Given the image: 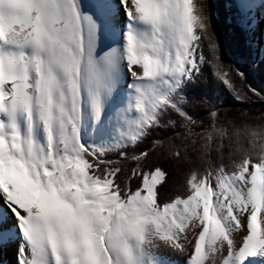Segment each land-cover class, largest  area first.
I'll return each mask as SVG.
<instances>
[{
  "label": "snow or ice",
  "instance_id": "snow-or-ice-1",
  "mask_svg": "<svg viewBox=\"0 0 264 264\" xmlns=\"http://www.w3.org/2000/svg\"><path fill=\"white\" fill-rule=\"evenodd\" d=\"M213 9L0 0V264H264V43Z\"/></svg>",
  "mask_w": 264,
  "mask_h": 264
},
{
  "label": "trees",
  "instance_id": "trees-1",
  "mask_svg": "<svg viewBox=\"0 0 264 264\" xmlns=\"http://www.w3.org/2000/svg\"><path fill=\"white\" fill-rule=\"evenodd\" d=\"M211 2L214 5L213 11L216 13V15H214V28L221 48L231 53L244 52L246 55L240 57V59H245L246 63L250 64L252 55L248 54L245 38L224 20L220 5L224 4L225 0H211ZM248 70L251 73L250 79H252L254 83L259 84L261 81H264V62L257 63L255 68H249ZM203 87H211V85L206 84L203 85Z\"/></svg>",
  "mask_w": 264,
  "mask_h": 264
},
{
  "label": "rangeland",
  "instance_id": "rangeland-1",
  "mask_svg": "<svg viewBox=\"0 0 264 264\" xmlns=\"http://www.w3.org/2000/svg\"><path fill=\"white\" fill-rule=\"evenodd\" d=\"M254 40L256 41L258 46L255 49V56L253 57V55H252L251 63H256L257 60L260 58L259 44L264 43V37H262V35L260 33H257L256 36L254 37ZM253 58L255 61H253Z\"/></svg>",
  "mask_w": 264,
  "mask_h": 264
},
{
  "label": "bare ground",
  "instance_id": "bare-ground-1",
  "mask_svg": "<svg viewBox=\"0 0 264 264\" xmlns=\"http://www.w3.org/2000/svg\"><path fill=\"white\" fill-rule=\"evenodd\" d=\"M260 34H261V33H260ZM261 35H262V37H264V34H261ZM258 60H259V59H258ZM258 60H257V61H258ZM5 259H9V257L6 256Z\"/></svg>",
  "mask_w": 264,
  "mask_h": 264
},
{
  "label": "water",
  "instance_id": "water-1",
  "mask_svg": "<svg viewBox=\"0 0 264 264\" xmlns=\"http://www.w3.org/2000/svg\"><path fill=\"white\" fill-rule=\"evenodd\" d=\"M253 61H255L254 58H253Z\"/></svg>",
  "mask_w": 264,
  "mask_h": 264
}]
</instances>
